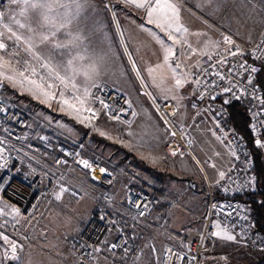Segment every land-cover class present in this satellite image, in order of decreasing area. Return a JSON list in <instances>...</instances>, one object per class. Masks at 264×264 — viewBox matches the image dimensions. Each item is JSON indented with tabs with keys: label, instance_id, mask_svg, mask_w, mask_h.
Returning a JSON list of instances; mask_svg holds the SVG:
<instances>
[{
	"label": "rangeland",
	"instance_id": "374dc122",
	"mask_svg": "<svg viewBox=\"0 0 264 264\" xmlns=\"http://www.w3.org/2000/svg\"><path fill=\"white\" fill-rule=\"evenodd\" d=\"M91 1L98 2L99 0ZM77 2L80 4L79 9L76 8L73 0H16L15 3L10 2L2 11L3 16H0V34H2L0 40L7 45V50L0 51V56H3L5 60H10V63L7 68L0 69V71L6 72L7 75H13L15 82L0 77V92L4 97L15 99L22 106L31 110L34 116L41 118L59 136L66 139L85 137L86 144L90 148L110 160L123 164L135 174L141 181V186L154 188L167 194L171 200L161 201L148 216L135 220L130 217L122 202L123 177H117L108 188H104L77 164L67 166L52 164L49 151L36 152L30 149H18L17 152L20 155L36 164L40 170L51 178V187L30 210L16 215L19 228L26 236V240L16 242L18 245L16 253L19 257L18 260L5 259V251H8L11 255L10 244L0 239V264H75L77 257L70 245V239L81 229L88 213L100 202L103 192H107L110 196L107 203L110 210L118 215L124 223H127L128 227L134 232L137 247H142L147 241L153 242L158 248L164 244L177 245L181 229L192 222L195 214L199 215L204 211L203 190L206 180L203 177L206 175L208 178L209 173L205 166L206 173L204 172L203 167H201V159L203 158L193 148L191 157L179 152L176 155L181 156V159L170 161L172 156H166L165 154L161 158L162 162L159 165L155 163V166H150L139 159L130 160L128 163L121 162V158L126 153L121 146L126 130L125 124L109 120L97 112L89 94L90 85L86 88H72L70 84L68 87H64L58 80L50 79L47 70L41 69L39 62L25 51L29 45L34 47L35 44L34 51L37 47L41 56L46 57V55H49L51 52L49 43L43 42L44 47L42 49L41 39L37 37L33 27L35 29L37 27L38 30L42 23L44 27H49L53 14L60 13L64 17L66 10L60 7V4H68L71 14L80 13L87 9L86 3L88 0H77ZM171 2L175 7L179 5V7L186 8L188 12L186 13L188 29L186 35L183 34L178 40L175 39V42L169 41V39L166 40V56L168 57L166 61V82H146L141 76L136 59L133 58L135 55L132 54L131 59L134 62L132 64L122 43H120V46L128 63L126 72L130 79L128 83L132 99H130V95L124 94L130 104L132 105L133 101L136 106L139 105L142 108L146 95L139 93L138 89L143 85L154 99H157V95L162 92V94H166V99L175 102V104H177L176 101L178 102L180 108L178 107L175 119L179 122L180 118L185 119L189 113L188 109L187 114H184L181 108L189 105L188 100L190 102L191 93L187 75L197 63L198 54L207 47H211V50L217 48L216 37L220 33H228L238 41H251L263 21L264 0H171ZM32 4H41L44 7L33 8L31 7ZM109 9H113V11L109 10L110 17L112 19L114 16L117 18L118 15L115 14L113 6ZM167 10H169V15L174 16L172 10ZM183 22L180 27L182 32L184 31ZM21 25H24V27H21ZM209 28L213 31L214 40ZM9 29H11V32ZM12 33H15V36ZM168 33L166 30V35ZM16 36H19L20 40H16ZM214 41L215 46L212 47ZM169 49H171V52L168 51ZM5 52H18L19 56H10ZM24 59H28L36 65L37 72L42 74L48 83L56 85L52 89H48L46 85L44 86V91L49 92V96H45L39 88L20 77L19 71L23 69V65L17 64V61ZM47 60H50L49 57ZM43 61L47 62L46 60ZM176 65H179V67L177 68ZM159 72H154L157 80H159ZM31 79L36 80L37 84L41 83L35 76ZM140 79H143L144 82H140ZM177 80L181 81L180 85H177ZM123 83L126 82H118V84ZM60 92L64 93L63 97L60 96ZM53 96L54 98H52ZM73 96H79L84 100V104L80 105L74 101ZM65 100L68 101L67 104L64 103ZM68 104H74L80 110L76 111ZM85 109L93 110L96 116L93 117ZM141 110L142 113L129 127L133 131L129 147L135 153H138L148 137L141 132V129L152 131V136L157 124V120L152 117L149 119L144 109ZM101 132L105 135H100ZM211 139L212 145L217 147L221 145L215 139ZM15 147L17 146L15 145ZM259 151L262 152L263 150ZM146 161L151 163L149 160ZM191 170L198 172L202 179V193L194 192V188L188 181V177H191L189 173ZM217 174L209 176V179H213ZM166 180L172 185L169 192L166 190ZM61 187L67 189V191L60 193ZM173 192L179 193L180 196L171 194ZM57 193H60L61 196L59 200L55 198ZM2 209L6 210L5 207ZM182 212L190 215L191 221L184 226H178L182 224ZM213 224L215 226L214 233L220 232L221 235L216 236L213 234L211 246L206 251L202 264H249L261 251L246 247L233 232L221 228L219 220H214ZM225 233L235 236L236 239L229 241L223 238ZM118 259L120 260V258ZM121 262L124 263L125 261L121 260ZM90 264H106V261L98 257ZM138 264H156V262L144 250L143 257Z\"/></svg>",
	"mask_w": 264,
	"mask_h": 264
},
{
	"label": "built area",
	"instance_id": "2783aa9c",
	"mask_svg": "<svg viewBox=\"0 0 264 264\" xmlns=\"http://www.w3.org/2000/svg\"><path fill=\"white\" fill-rule=\"evenodd\" d=\"M10 1L0 0V12ZM225 36L234 43H225ZM216 42L217 48L198 54L197 63L187 75L191 97L189 113L183 122L175 121L176 106L172 101H155L143 85L140 87L167 133L164 144L166 155L181 152L191 157V126L204 125L219 143L229 148L231 162L221 171L225 173L224 178L220 177V173L213 179L206 175L203 177L206 180L204 211L195 214L192 222L181 229L177 245L164 244L158 248L147 241L142 247H137L134 232L110 210L107 206L110 196L103 192L100 202L88 213L81 229L70 239L77 257L75 264H90L98 257L104 259L106 264H138L144 250L156 264H202L212 243L214 220H219L221 228L233 232L246 247L264 250V233L253 227L248 204L238 198V195L256 191L259 187L254 160L241 132L227 121L228 104L242 102L249 138L253 145L264 151V147L256 144L259 140L264 145V104L256 80L264 60V17L251 41H238L228 33H220ZM232 52L237 54L232 55ZM251 68L257 71L252 72ZM89 92L97 112L105 118L122 124L132 120V106H128L125 94L115 86L96 82L90 85ZM117 116L119 119H115ZM20 148L49 151L52 164L57 166L77 164L104 188H108L117 177H123L122 202L132 219H142L161 201L171 200L167 194L141 186L135 174L123 164L90 148L85 137L66 139L59 136L31 110L0 92V209L6 208L4 214L0 215V233L7 235L10 241L26 240L16 214L11 211L12 206L19 208L20 212L30 210L51 187V178L20 155L17 152ZM82 160L88 161L91 168H85L80 163ZM203 163L209 165L210 158H205ZM101 168L106 172L101 173Z\"/></svg>",
	"mask_w": 264,
	"mask_h": 264
},
{
	"label": "crops",
	"instance_id": "0c3cea01",
	"mask_svg": "<svg viewBox=\"0 0 264 264\" xmlns=\"http://www.w3.org/2000/svg\"><path fill=\"white\" fill-rule=\"evenodd\" d=\"M168 3L172 4L173 2L168 0ZM86 4L88 12L84 7L83 12L73 13L72 16L74 19L72 20V24L67 29H62L58 32L56 37H51V31L55 30L53 24L59 25L63 22V17L60 13L52 15L49 27H44L43 23L38 27L39 31L37 30V27L36 29L33 27L37 37L41 39L40 44L42 49L44 47L42 36L49 35L50 37L48 43L51 52L49 55H46V57L41 56L43 60L50 63L51 67L58 71L61 76L71 78L72 83H74L76 87L86 88L96 82H107L111 85L114 84L113 86L118 87L119 90L121 89V92L123 91V93L130 95V99H132L130 85L128 83L130 82V79L126 72V69H128V63L120 46V43H122L132 64H134V62L131 58L135 55L133 58L136 59L141 76L146 82H166V61L164 59L166 56V40H168L167 37L169 34L173 37V39L169 41L174 42L175 39L178 40L181 38L183 34L186 35L187 31L182 32V29L180 28L184 21V29H188L186 25V13H188L186 8L179 7V5L176 6L178 18H176L175 15H169V10L165 8L164 11L159 13V22L164 25V27L161 28L157 27L155 23H149V18L145 9L137 8L134 4L130 3L129 0H99L98 2L88 0ZM112 6L115 14L118 15L117 18L114 16L113 19L110 17L109 12V10L113 11V9H109L112 8ZM156 18L157 14H154L153 20H156ZM176 27L180 28V31H176ZM166 30L169 32L168 35H166ZM210 31L214 40L213 31ZM66 32H71L72 36L65 35ZM74 37H79V39H75L74 44H70L68 48H53L54 43H68L69 40H72ZM27 43L30 44L29 42ZM213 46H215V41L212 47ZM33 48H35V44ZM208 50H211V47L203 49L200 53L207 52ZM35 52L38 53L37 47ZM48 57L50 60H47ZM69 59H73L72 66L67 64ZM154 72H159V80L156 79ZM118 82L126 83L118 84ZM140 82H144L143 79H140ZM138 92L141 93L140 89H138ZM160 93V95H157L158 98L154 99V97L147 91V94L155 101L169 100L166 99V94H162V92ZM173 103L175 104V102ZM176 103V113L174 114V118L178 112V107L180 108L177 101ZM131 106L135 115H133V118L129 123L125 124L126 132L124 131V138L122 140L124 146H121L126 153L121 158V162L128 163L130 160L134 161L139 159L150 166H155V163L159 165L160 162H162V156H165L166 154L164 151V144L167 140V133L162 129L158 116L153 110L147 95L142 104V108L139 105L136 106L133 101ZM183 107L185 108H181V110L184 111V114H187L189 105ZM141 109H144V112L149 116V119L152 117L157 120V124L152 136V131L141 129V132L148 137L138 153H135L129 147V144H131V137L133 136V131L130 130L129 127L142 113ZM179 120L180 121L178 122L175 119L177 123H181L185 119L180 118ZM189 134L191 137L192 148L201 158H203L201 159V165L205 173L204 166L207 168L209 173L207 175L208 178H210L209 176H213L214 174L223 171L230 164L231 152L229 148L223 144L218 147L212 145L211 138H215L209 133L204 125L197 127L191 126L189 128ZM127 152L131 155L127 156ZM171 156L170 161H178L181 159V156L178 155H174V158L173 155ZM205 158H210L211 163L209 165L203 163ZM146 160H149L151 163ZM189 173L191 177H188V181L192 188H194V192L202 193L203 187L200 175L198 172H193L192 170ZM180 187L178 188L179 193ZM170 189H172V185L166 180V190L169 192ZM179 193L173 192L171 194L180 196ZM181 214L182 224L178 226H184L190 223V215L184 212ZM173 225L175 226V224ZM175 227H177V225Z\"/></svg>",
	"mask_w": 264,
	"mask_h": 264
},
{
	"label": "snow or ice",
	"instance_id": "6c2138e0",
	"mask_svg": "<svg viewBox=\"0 0 264 264\" xmlns=\"http://www.w3.org/2000/svg\"><path fill=\"white\" fill-rule=\"evenodd\" d=\"M12 3H15L16 0H11ZM130 3L134 4L137 8L140 9H145L146 14L149 18V23H155L157 27H161L163 28L164 25L161 24L159 22V13H161L162 11H164L165 8L167 9H171L174 13V15L176 16V18H178V12L176 10L175 5L168 3V0H129ZM73 3L75 4L76 8L79 9L80 4L77 2V0H73ZM31 7L36 8V7H44V5L41 4H32ZM50 7V6H49ZM60 7L64 8L66 11L64 13V17H63V22H61L59 25L53 24V28L55 29L54 31H51V37H56L57 33L60 32L62 29H67L71 24H72V20L74 19V17L72 16L71 12L69 11V5L68 4H60ZM157 14V18L156 20H153V15ZM0 16H3V13L0 12ZM7 27V26H6ZM21 27H24V25H21ZM170 27V25H169ZM31 30V29H30ZM9 31L11 32V29H9ZM176 31H180V28H177ZM184 31H187V29H184ZM2 35V34H0ZM13 36H15V33H12ZM65 35L67 36H72L71 32H66ZM16 40H20L19 36L15 37ZM169 40H172L173 37L169 34L167 37ZM50 39L49 35H43L42 36V43L43 42H48ZM75 39H79V37H74L72 40H69L68 43H54L53 44V48L55 49H60V48H68L70 44H74V40ZM224 42L228 43V44H233L234 42L231 40L230 37L225 36L224 37ZM264 43V42H262ZM7 50V45L0 40V51H5ZM26 52H28L29 54L32 55V57L39 62V67L41 69L47 70L48 74H49V78L50 79H54V80H58L60 82L61 85H63L64 87H68V85L70 84L72 88H75L76 85L74 83H72L71 78L69 77H65V76H61L60 73L58 71H56L54 68L51 67L50 63L44 62L43 58L41 57V55L37 52L34 51V48L29 45L28 48L25 49ZM169 52H171V49L168 50ZM5 54L10 55V56H19V53H7L5 52ZM232 55H236V52H232ZM165 61H167L168 57L165 56L164 57ZM10 60H5L3 56H0V69H4L7 68V66L9 65ZM17 64H22L23 65V69L19 71V75L20 77L23 78V80L28 81L30 84L34 85L35 87L39 88L43 94L45 96H49V92L44 91V86L46 85L48 89H52L54 87H56L55 84L53 83H48L47 80L45 79V77L37 72V66L32 64L31 61H29L28 59H24V60H18ZM67 64L69 66L73 65V59H69L67 61ZM176 67L178 68L179 65H176ZM243 67V65H242ZM252 72H256L257 69L256 68H251ZM37 77L41 83L37 84V81L34 79H31V77ZM0 77H3L4 79H7L8 81H13L15 82V77L13 75H7L6 72L4 71H0ZM249 83H251V80L248 81ZM177 85H180L181 81L177 80L176 81ZM225 91H228V89H225ZM64 93L60 92V96L63 97ZM54 98V96L52 97ZM72 99L74 101H76L77 103H79L80 105L84 104V100H82L79 96H73ZM64 103H68L67 100L64 101ZM103 103V102H101ZM262 103H264V101H262ZM69 107L74 108L76 111H79V108H76L74 104H68ZM105 108L108 107L107 104L104 105ZM129 107H131V104H128ZM85 111H88L91 113V115L93 117L96 116V113L91 110V109H85ZM133 115H135V113H133ZM115 119H119V117H115ZM173 135H175V133H172ZM100 135H105V133L101 132ZM256 144L258 146L264 147V145H261L260 141L257 140ZM173 155H176L175 152L172 153ZM80 163L85 167V168H91V165L89 164L88 161L86 160H82L80 161ZM214 166V165H213ZM101 173H105L106 170L104 168L100 169ZM220 177L224 178L225 173L224 172H220ZM95 178V177H93ZM255 179V178H253ZM67 191V189L61 187L60 188V193ZM60 193H57L55 195V198L57 200H59L61 198ZM137 207H139V205H136ZM11 211L16 214V215H20V209L12 206ZM3 209H0V215H3ZM214 235L216 236H220L221 233L220 232H216L214 233ZM225 239L229 240V241H234L236 238L233 235H228V234H224ZM0 239H2L4 242H7L10 244V252L11 255H9L8 251H5L4 253V257L5 259L8 260H18L19 257L17 256V248L18 245L15 241H10L9 237L7 235H4L3 233H0ZM112 247H116L115 245H113Z\"/></svg>",
	"mask_w": 264,
	"mask_h": 264
},
{
	"label": "trees",
	"instance_id": "16d2710c",
	"mask_svg": "<svg viewBox=\"0 0 264 264\" xmlns=\"http://www.w3.org/2000/svg\"><path fill=\"white\" fill-rule=\"evenodd\" d=\"M256 80L261 88L264 101V60L257 73ZM227 121L235 130L241 132L245 138L246 144L254 160V168L258 175V189L256 191L244 192L243 194L238 195V198L248 204L253 216V227L264 233V151H262V154V152L253 145L249 138L246 129L247 117L242 102L234 101L228 104ZM262 138L264 139V129L262 131ZM126 155L130 156L131 154L127 152ZM249 264H264V250L259 251L256 258Z\"/></svg>",
	"mask_w": 264,
	"mask_h": 264
}]
</instances>
